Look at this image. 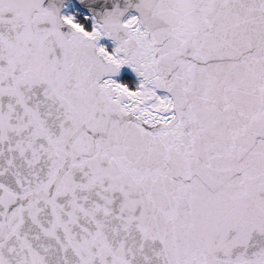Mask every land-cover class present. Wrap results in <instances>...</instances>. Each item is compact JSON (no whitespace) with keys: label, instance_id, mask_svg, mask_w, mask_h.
Returning <instances> with one entry per match:
<instances>
[{"label":"snow or ice","instance_id":"obj_1","mask_svg":"<svg viewBox=\"0 0 264 264\" xmlns=\"http://www.w3.org/2000/svg\"><path fill=\"white\" fill-rule=\"evenodd\" d=\"M0 264H264V0H0Z\"/></svg>","mask_w":264,"mask_h":264}]
</instances>
